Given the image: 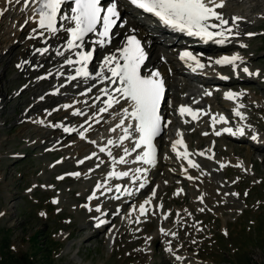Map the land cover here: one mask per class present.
Masks as SVG:
<instances>
[{
    "label": "rangeland",
    "instance_id": "374dc122",
    "mask_svg": "<svg viewBox=\"0 0 264 264\" xmlns=\"http://www.w3.org/2000/svg\"><path fill=\"white\" fill-rule=\"evenodd\" d=\"M228 5L242 10L240 16L248 24L246 48L240 50L248 67L243 72L239 67V72L231 63L217 66L219 72H238L231 76L237 78L236 85L189 79L161 45L170 39L177 45L179 40L163 37L162 43L153 44L156 59L159 56L165 65L162 134L155 139L152 161L157 160L152 162L153 172L146 173L148 184L125 201L116 196L122 185L125 189L134 183L127 179L130 174L124 172L117 184L102 178L116 166L132 172L134 166H145L137 157L113 158L125 142L118 146L119 133L114 131L125 125L126 113L93 125L84 138L78 137L85 140L81 144L74 135L56 143L58 131L32 123L35 116H45L32 106L39 92V84H31L37 73L29 72L30 66L17 67L18 47L0 58V91L5 96L0 105V264H264V146L257 150L251 144L252 134L264 136V0H229ZM1 20L4 41L14 30L10 32V18ZM235 46L217 50L237 52ZM206 66L196 73L204 77ZM186 104L198 109L199 117L183 110ZM216 113L223 115L215 124H228L223 129L246 127V140L216 136L219 149L226 147L225 141L242 145L226 147L224 156L211 150L205 158L198 154L202 147L197 144L202 135L211 138L208 134L218 131L211 125ZM181 154L195 173L186 175L179 166ZM94 190L98 197L92 199ZM120 203L118 212L109 213L115 221H106L92 233L96 209L114 210ZM140 205L148 209L145 215L138 213Z\"/></svg>",
    "mask_w": 264,
    "mask_h": 264
},
{
    "label": "bare ground",
    "instance_id": "6f19581e",
    "mask_svg": "<svg viewBox=\"0 0 264 264\" xmlns=\"http://www.w3.org/2000/svg\"><path fill=\"white\" fill-rule=\"evenodd\" d=\"M205 1L206 3L203 2V4L207 6V10L209 11L208 16L205 17V24L207 26L204 29V32L207 33V35L200 40H194L192 45V48L200 53H191L187 49H181V46H176L175 41H164V44L161 45L165 47L167 52L175 56L174 60L180 67L178 69L184 72L185 77L189 79H199L203 84L210 85L211 83H223L221 86H234L237 82H234V79L237 78L231 77L232 73H239L236 71L228 72L225 69H223L222 72H219L217 66L220 64V67H224L231 63L237 65V67L233 68L238 69L237 71L239 72V67H242V72L248 67L245 62V55L241 54L240 51L241 49L246 48L244 44L247 41L246 38L248 31L246 28L248 24L245 23L247 18L243 20V17L240 16L242 10H235L233 7L229 6V0ZM103 6L102 17L99 20V26L96 33L86 37H74L71 40L67 28H71L72 22L74 21L72 15L70 16L67 13L64 15L63 13L58 16L59 20L53 27L44 28L38 23V18L32 14V0H0V21H2L1 19L10 18L9 28L12 27L10 32L14 30V33L4 41L0 38V43H4L2 47V44L0 45V58L6 53L13 51L15 47H18L20 48L18 56L20 64L16 61L15 63L18 64L17 67L23 69L24 67L30 66L32 68L28 71L37 73L35 82L33 80L31 81V84L36 85L37 82V84H39V92L35 93L36 96L34 99H36V102H34L32 106H35V109L40 111L41 115L45 114V116L42 119H34L35 116L33 120L36 121L32 123H35L36 125V122L38 121L37 125L39 123H44V128L49 132H52L53 130L54 132L58 131V134L60 135L55 134L54 136L52 134L54 137L58 138L55 139L56 143L60 142L61 137L65 138L71 135L75 136L76 143H80L83 141L81 138L86 136V133L89 132L93 125L102 124L105 121V123H108L110 121L108 117L111 115L114 116L116 113H126V115H124V118H126L124 120L125 125L114 131V135L119 133L116 144L118 146L122 145V147L113 158L115 160L121 159L123 161L125 159L137 157L141 159V162L143 161L142 163H144L145 166H143V168L134 166L133 172L130 169V176H128L127 179L130 180V178H133L134 183L128 184V182H126L128 184L127 187L122 189L124 186L122 185L119 189V194L116 196V198L119 197L125 201L128 198L130 199L133 193H139L148 184L146 173L148 171L149 174L153 172V167L155 165L152 162H155L157 158L155 161H152L154 158H151L150 156L146 157L144 155V148L137 150L132 156L129 154V152L135 148L133 144L134 136L138 133L136 131L138 108L135 107V103L129 101V99H125L124 89L121 86L122 83L115 72H117V66L128 56L127 53L130 50L127 48L128 45H134L138 49L135 64L138 66V73L140 76L148 79L151 83L153 82L159 85L161 88L164 87L166 81V78H163L165 65L160 63L159 56L158 59H156L155 45L153 46V44L162 43L161 39L154 34L151 36L152 32L147 27L141 24L135 16L127 13V7L125 4L110 0L109 2L107 1L104 3ZM120 18L121 20L117 22ZM1 24L2 23H0V27ZM210 32H212V34H210ZM99 34L106 38L99 39ZM229 44H235V48H238L237 52H218L217 49L227 45L229 46ZM46 46H48V48H46ZM44 47L46 50L41 52V49ZM203 52L212 54H203ZM81 54L91 55L92 59L88 62L85 60L78 61ZM205 62H208L209 64L214 63L215 67L210 68L206 66ZM201 65L208 67L204 70L207 72L204 74V77L202 75L199 76V72L193 73L195 69H201ZM171 68L173 69V67ZM176 71L177 69L174 68L173 72ZM44 87H46V89H44L46 91L43 90ZM245 95L246 94H244L243 97H245ZM4 97L5 96L2 95L0 91V105L5 99ZM186 105L188 106H186L184 110L187 113L191 116L197 115V117H199L200 113L198 109H191L189 104ZM252 108L257 110V107ZM42 111H44V114H42ZM130 113H133L134 115ZM219 114L221 113H216L214 120L211 121V125L217 126L218 131L209 133L208 135H211V138L202 135L200 139L201 143L199 145L197 144V146L202 147L198 152L202 157H209L211 150L219 156H224V152H227L226 147L232 148L233 146L237 147L242 145L238 143L237 145H231L230 141H225L226 147L224 149H219L221 141H218L217 139L219 138L216 136H222L229 138L232 141H238L239 139H243V135H246L245 133L248 131L246 127L244 128L238 125L234 126L235 129L232 131L231 128L223 129L225 125L228 127L227 123H223V121L221 122L220 120L219 124H215L217 119L222 118L221 115L223 114ZM57 117L60 121H49V118L57 119ZM116 117L120 119L123 118L119 116ZM126 121L129 122L130 126L126 125ZM197 133L198 130L193 131L194 135ZM37 135H39V133ZM81 135L82 137L78 139ZM251 137L253 140V143L251 144H253L254 148L258 150L260 147L264 146V136L252 134ZM119 139L125 142L120 145L118 144L120 142ZM259 139H263L259 145L254 144L255 141L257 142ZM93 152L91 151V153ZM173 154H176V152H173ZM177 158L179 166H183L186 175H190L197 171L192 164L186 161L187 157L185 155H177ZM114 169L125 172L123 171V167L119 166L109 168L107 172ZM81 174L82 173L79 175ZM206 175L200 174L201 179L207 181L208 178H206ZM194 177L196 178V175ZM104 179L114 182L113 184L122 181V179L120 181L117 180L118 177H116V173L113 175L111 173H105L102 181ZM94 192V197L92 199L96 196L98 197L96 190H94ZM91 202L92 201H90V203ZM93 203L96 204V202ZM121 206L122 203H120L114 210L106 209V212L103 208L96 209L97 216H95L96 218L93 224L94 231L92 233L101 229V226L106 223V221L114 222L116 218L113 216L110 217L109 213L110 211L118 212ZM142 208L143 206L141 205L137 208L139 210L138 213L145 215V213L148 212V209L143 210ZM182 217L183 216H179L180 219ZM132 224L133 223H130L129 225ZM186 226L189 225L183 227ZM126 228L127 226L124 227V230ZM172 240H170V242L174 243Z\"/></svg>",
    "mask_w": 264,
    "mask_h": 264
}]
</instances>
